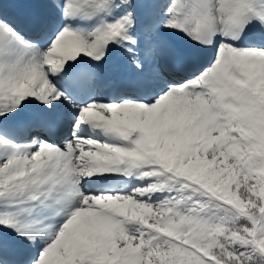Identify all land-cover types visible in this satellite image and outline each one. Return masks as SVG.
Returning <instances> with one entry per match:
<instances>
[{
  "label": "snow or ice",
  "instance_id": "obj_1",
  "mask_svg": "<svg viewBox=\"0 0 264 264\" xmlns=\"http://www.w3.org/2000/svg\"><path fill=\"white\" fill-rule=\"evenodd\" d=\"M0 264H264V0H0Z\"/></svg>",
  "mask_w": 264,
  "mask_h": 264
}]
</instances>
